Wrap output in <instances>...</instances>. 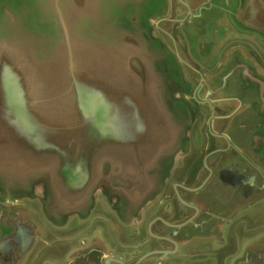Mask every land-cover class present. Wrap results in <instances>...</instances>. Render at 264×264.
I'll return each instance as SVG.
<instances>
[{"label": "water", "instance_id": "water-1", "mask_svg": "<svg viewBox=\"0 0 264 264\" xmlns=\"http://www.w3.org/2000/svg\"><path fill=\"white\" fill-rule=\"evenodd\" d=\"M263 58L264 0H0V264H264Z\"/></svg>", "mask_w": 264, "mask_h": 264}, {"label": "flooded vegetation", "instance_id": "flooded-vegetation-1", "mask_svg": "<svg viewBox=\"0 0 264 264\" xmlns=\"http://www.w3.org/2000/svg\"><path fill=\"white\" fill-rule=\"evenodd\" d=\"M255 54H257L259 56V58H260L259 52H257V53L255 52ZM261 58H262V56H261ZM211 109H212V112H214V114H216V112H217L216 108L212 107ZM211 133L212 132L209 131V128L206 127V129H205V138H206V140L204 142V147L202 148V154L203 153L204 154L199 159V161H197V162H200L199 165H201V167L203 166L204 156L209 151L207 149L208 148L207 146H208V141L212 139ZM197 156H198V154H195L194 158L190 159V161L187 162V165L185 166V168L182 171V178L189 174V169L191 170V165L197 159ZM194 171H196V168L194 169V164H193L192 172H194ZM166 193H167V195L165 196L164 204L162 206L159 205V206H157L154 209V211H158V215L159 214H166V212L168 213L169 212L168 209L171 208V204L168 202V200H171V195H173V193H174V191L172 189V185L169 186V188H168ZM189 196H190V194H189ZM176 203L177 202L175 201L174 204H176ZM109 217H111V216H109V214L107 212H102L101 213V211H97L96 215L94 216L93 219H91V221L89 220V222L87 224L83 223L82 226H84V227L78 232L76 230L75 231L76 234H74V238H73V240L75 241L77 239V236H78V242H77L78 247L81 246L83 240H86V242H88V244L91 245V246L93 245V243H95V245H97V248L99 250H101L102 247L104 246L105 247V251L108 254L112 253V255H113L115 251L121 252V251L125 250L124 248L125 247L127 248V243H129V238H128L129 230L124 228V227H122V226H120V227L118 226V230L123 228L124 235L120 238L116 234V238H115V235L113 236V234H112V231L113 230L115 231V227L113 225V219H112V217L111 218H109ZM110 220H111V226H110ZM85 234H87L86 235L87 238L85 237ZM68 242L71 243V239ZM192 249H194V248H192ZM33 260H34V258L32 260L30 259L29 261L27 260L26 263L27 264H32ZM101 263L106 264L105 259ZM101 263H99V264H101Z\"/></svg>", "mask_w": 264, "mask_h": 264}, {"label": "crops", "instance_id": "crops-1", "mask_svg": "<svg viewBox=\"0 0 264 264\" xmlns=\"http://www.w3.org/2000/svg\"><path fill=\"white\" fill-rule=\"evenodd\" d=\"M254 218V217H253ZM248 220L250 221L251 220V215L249 216Z\"/></svg>", "mask_w": 264, "mask_h": 264}, {"label": "rangeland", "instance_id": "rangeland-1", "mask_svg": "<svg viewBox=\"0 0 264 264\" xmlns=\"http://www.w3.org/2000/svg\"><path fill=\"white\" fill-rule=\"evenodd\" d=\"M74 226V225H73Z\"/></svg>", "mask_w": 264, "mask_h": 264}]
</instances>
